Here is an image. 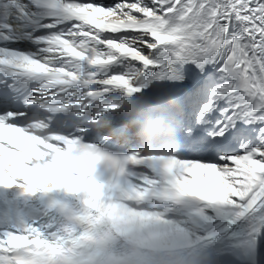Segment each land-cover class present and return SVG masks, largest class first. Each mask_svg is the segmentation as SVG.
I'll return each mask as SVG.
<instances>
[{
  "label": "snow or ice",
  "instance_id": "6c2138e0",
  "mask_svg": "<svg viewBox=\"0 0 264 264\" xmlns=\"http://www.w3.org/2000/svg\"><path fill=\"white\" fill-rule=\"evenodd\" d=\"M149 80L184 101L170 211L195 221L214 264H264V0H0V189L66 193L48 188L61 166L63 185L102 186L94 122L123 93L155 94L138 87ZM132 171L133 188L152 182L144 163ZM69 195L79 220L85 193ZM64 230L0 227V264H22L28 232Z\"/></svg>",
  "mask_w": 264,
  "mask_h": 264
},
{
  "label": "bare ground",
  "instance_id": "6f19581e",
  "mask_svg": "<svg viewBox=\"0 0 264 264\" xmlns=\"http://www.w3.org/2000/svg\"><path fill=\"white\" fill-rule=\"evenodd\" d=\"M101 112L103 115L98 122H94V127L100 128L103 132L113 133L120 131L125 136L132 137L138 135L145 126L151 125L157 120H163L167 126L169 138L174 139L181 132L184 101L182 98H179L176 101H172L168 107L154 109L148 101L140 98L137 94L130 97L127 93H123L117 98L114 104L108 103L104 105ZM98 115H100V113H98ZM149 162L157 170L153 176H162L163 185H161V187H167V166L172 161L155 160ZM73 184L76 185L77 183L70 182L66 187L67 191L74 194L84 192L86 201L106 214L112 239L123 248L125 246V233L121 229V223L130 218L142 228L152 225L161 227L166 234L173 235L183 248L196 254L201 264H214L215 258L211 252L210 246L202 242L200 236L196 238L188 231V227H190V231L195 233L198 232L195 221L185 224L178 215L170 211L173 207L170 201L155 202L146 205L132 204L131 207H133L136 212L129 211L130 207L121 206L116 208V204L107 202L99 197H94L92 188L89 190L78 187L74 188ZM86 191L88 192L86 193ZM10 192L17 196L27 197L33 200L38 197V194L36 196L21 195L18 189H11ZM162 198H168V195ZM109 201L111 200L109 199ZM99 202L103 204L101 205ZM138 209L144 210L141 211ZM155 209H157L158 212H154L153 210ZM20 242L30 243L29 239L25 238L21 239Z\"/></svg>",
  "mask_w": 264,
  "mask_h": 264
},
{
  "label": "clouds",
  "instance_id": "9594fccd",
  "mask_svg": "<svg viewBox=\"0 0 264 264\" xmlns=\"http://www.w3.org/2000/svg\"><path fill=\"white\" fill-rule=\"evenodd\" d=\"M167 126L157 120L144 127L146 148L162 149L167 140ZM125 246L106 264H201L199 257L183 248L171 234L159 226L140 227L130 218L121 223Z\"/></svg>",
  "mask_w": 264,
  "mask_h": 264
},
{
  "label": "rangeland",
  "instance_id": "374dc122",
  "mask_svg": "<svg viewBox=\"0 0 264 264\" xmlns=\"http://www.w3.org/2000/svg\"><path fill=\"white\" fill-rule=\"evenodd\" d=\"M188 227V226H187ZM188 231L190 234H192L194 237L198 238L199 237V232L195 233V232H192L190 231V227H188Z\"/></svg>",
  "mask_w": 264,
  "mask_h": 264
}]
</instances>
